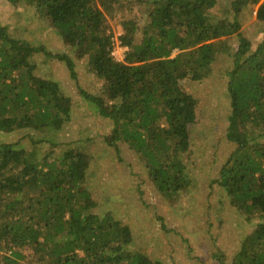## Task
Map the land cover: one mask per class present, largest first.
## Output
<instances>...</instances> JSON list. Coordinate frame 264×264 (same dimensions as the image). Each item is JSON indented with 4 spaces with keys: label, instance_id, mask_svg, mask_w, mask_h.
Returning <instances> with one entry per match:
<instances>
[{
    "label": "trees",
    "instance_id": "1",
    "mask_svg": "<svg viewBox=\"0 0 264 264\" xmlns=\"http://www.w3.org/2000/svg\"><path fill=\"white\" fill-rule=\"evenodd\" d=\"M5 1L50 23L70 52L34 45L0 24V136H16L0 141V264H164L131 249L127 222L95 211L86 187L92 154L74 143L61 151L74 99L38 75L37 56L65 65L80 98L110 127L98 139L118 162L125 151L136 154L154 191L173 202L191 186L185 161L198 112L184 82L207 78L219 54L233 59L226 137L236 148L215 182L237 214L256 223L230 262L215 257L264 264V31L255 47L241 31L256 6L264 24V0H233L220 13V0ZM107 12L124 30L122 62L112 55ZM72 56L86 63L97 94L78 85ZM48 129L58 139L37 138Z\"/></svg>",
    "mask_w": 264,
    "mask_h": 264
},
{
    "label": "rangeland",
    "instance_id": "2",
    "mask_svg": "<svg viewBox=\"0 0 264 264\" xmlns=\"http://www.w3.org/2000/svg\"><path fill=\"white\" fill-rule=\"evenodd\" d=\"M232 1L220 0L215 13L224 11ZM257 10L258 6L254 7L241 30L253 47L261 41L264 31V24L257 21ZM105 20L111 38L124 34L117 14L107 12ZM0 24L34 45H44L56 53L70 52L52 25L35 18L30 8H14L0 0ZM228 40L236 50L238 40L235 37ZM74 60L78 85L97 94L99 86L96 88L86 63ZM215 60L203 81L184 82L198 102L197 122L190 128L191 154L185 161L191 186L177 200L167 202L150 185L136 154L125 151L123 162H118L115 153L98 139L108 133L110 127L80 98L65 65L55 60L46 61L43 56L36 58L40 66L38 75L57 81L63 92L74 99L75 114L68 132L61 136L66 142L61 151L71 148L66 145L74 143L72 147L82 145L92 154L94 162L86 187L97 203L95 211L101 215L110 211L117 220L127 222L134 239L131 249L146 252L164 264H220L215 257L217 253L230 262L239 250L240 242L256 223H246L215 182L236 148L226 137L231 113L226 72L232 69L233 59L219 54ZM52 137L58 139L56 133L48 129L37 138L47 140ZM15 138L0 136V141L13 142ZM56 151L59 155L60 150ZM184 157L188 158L187 155Z\"/></svg>",
    "mask_w": 264,
    "mask_h": 264
},
{
    "label": "built area",
    "instance_id": "3",
    "mask_svg": "<svg viewBox=\"0 0 264 264\" xmlns=\"http://www.w3.org/2000/svg\"><path fill=\"white\" fill-rule=\"evenodd\" d=\"M120 37V35H115L111 38L113 49L112 55L117 61L122 62L124 60L128 48L122 45Z\"/></svg>",
    "mask_w": 264,
    "mask_h": 264
}]
</instances>
